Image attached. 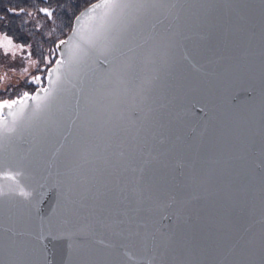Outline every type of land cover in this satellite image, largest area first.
Here are the masks:
<instances>
[{"label": "water", "instance_id": "95a60500", "mask_svg": "<svg viewBox=\"0 0 264 264\" xmlns=\"http://www.w3.org/2000/svg\"><path fill=\"white\" fill-rule=\"evenodd\" d=\"M173 24L167 56L61 45L27 92L58 87L51 112L0 125V173L30 193L0 197L3 264H264V0H186Z\"/></svg>", "mask_w": 264, "mask_h": 264}, {"label": "snow or ice", "instance_id": "6c2138e0", "mask_svg": "<svg viewBox=\"0 0 264 264\" xmlns=\"http://www.w3.org/2000/svg\"><path fill=\"white\" fill-rule=\"evenodd\" d=\"M186 0H100L99 3H93L79 15L75 16L76 26L72 28V36L69 40H61L56 48L61 45L67 46L70 54L69 63L76 65H86L91 58L93 52H99L101 55L125 56L122 48L126 47L129 52H135L136 49H142L149 41L153 47L161 51L162 56H167L168 49L172 48L177 42V38L181 35L178 30H174L173 22L179 21L183 4ZM7 11L19 16L24 13V9L8 8ZM40 12L51 18L53 13L48 8H40ZM31 16L32 13L28 12ZM4 17L0 16V20ZM19 45H13V41L7 35H0V48H3L5 54ZM13 55L15 52L13 51ZM186 58V57H185ZM130 59V58H129ZM57 65H61L64 61L57 60ZM131 65L127 60L123 62L122 70H127ZM26 71V70H25ZM59 72V68L56 69ZM49 84L54 82L50 79L52 70H49ZM36 77L32 82H39ZM123 82V81H121ZM45 96H29L27 92L17 99H5L0 101V125L7 124V116H12L13 127L22 122L26 116L25 109L31 112L32 119L41 120L47 116L57 100L60 89L56 86L43 89ZM28 100L35 101L31 106L27 104ZM80 99H76L75 117L79 118ZM15 106V107H14ZM7 109L5 114L4 110ZM68 119H73L71 108L68 109ZM47 124V120H45ZM3 137L0 136V141ZM87 151L81 154L82 159L87 158ZM124 155L123 152L120 153ZM2 166V161H0ZM20 172L5 171L0 173V179L12 181L9 190L6 193L0 186V197L18 192L22 197L27 198L30 193L26 192L17 180ZM130 260H133L129 256ZM0 264H3L0 261ZM134 264H140L134 261Z\"/></svg>", "mask_w": 264, "mask_h": 264}, {"label": "trees", "instance_id": "16d2710c", "mask_svg": "<svg viewBox=\"0 0 264 264\" xmlns=\"http://www.w3.org/2000/svg\"><path fill=\"white\" fill-rule=\"evenodd\" d=\"M93 1L95 0H0V16L4 17L0 20V31L27 45L36 59H46L47 69L58 57L56 45L69 32L74 16ZM10 7L23 8L25 11L19 16H14L7 11ZM40 8H48L53 13L52 17L49 18L40 12ZM28 12L32 15H27ZM44 80L45 75L40 84L25 82L16 89L23 88V93L31 92L43 86ZM4 97V92L0 91V101Z\"/></svg>", "mask_w": 264, "mask_h": 264}, {"label": "rangeland", "instance_id": "374dc122", "mask_svg": "<svg viewBox=\"0 0 264 264\" xmlns=\"http://www.w3.org/2000/svg\"><path fill=\"white\" fill-rule=\"evenodd\" d=\"M0 35L7 34L0 31ZM7 36L12 39L13 45L20 47L10 50L7 54L3 48H0V91L4 92L3 100L15 99L16 97L13 96L23 94V88L16 89L21 83L31 82L32 85L42 83L44 75L46 80L47 71L45 69L46 59L44 61L36 59L31 55L27 45L15 41L9 35ZM13 51L15 55H13ZM36 77L40 78L39 82H32Z\"/></svg>", "mask_w": 264, "mask_h": 264}]
</instances>
